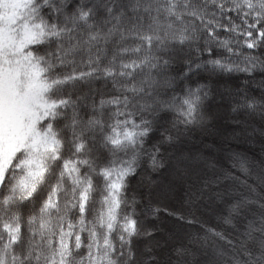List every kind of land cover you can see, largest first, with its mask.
<instances>
[{
  "label": "trees",
  "instance_id": "1",
  "mask_svg": "<svg viewBox=\"0 0 264 264\" xmlns=\"http://www.w3.org/2000/svg\"><path fill=\"white\" fill-rule=\"evenodd\" d=\"M11 14L40 91L0 179V264H163L167 223L191 241L167 264H264V0H0V29ZM220 106L239 121L195 155L200 199L151 196Z\"/></svg>",
  "mask_w": 264,
  "mask_h": 264
},
{
  "label": "rangeland",
  "instance_id": "2",
  "mask_svg": "<svg viewBox=\"0 0 264 264\" xmlns=\"http://www.w3.org/2000/svg\"><path fill=\"white\" fill-rule=\"evenodd\" d=\"M14 14V13H13ZM15 15H7L4 21V25L0 29V179L4 169L11 158L13 152L14 139L19 135L20 128L24 125L26 118L30 117L31 106L36 101L38 92L40 91L39 84L36 83L35 71L30 68L28 63L22 59L19 60L15 56H11L7 52V44L12 46L15 42V34L11 31L13 25V19ZM216 112V123L212 127H208L206 131H199L194 137H186L180 145L176 147L178 151L177 164H174L172 170L166 172L163 176V184L156 190L148 191L152 196H163L166 200L174 202L178 205L180 201V195L184 192H191L190 188L196 189L198 196L193 195L188 201L194 203L196 199H200V191L205 188V180L207 173L211 172L206 162L196 163V154L199 151H205L206 145H210L211 141L221 147L225 148L227 143H234L232 135L230 134V126L233 125V120L228 116V112L224 107H221ZM234 121H239L235 119ZM258 123L264 124V119L257 120ZM215 134L213 131H215ZM251 131V130H250ZM238 134L237 131H234ZM249 133V130L248 132ZM206 139L207 141H205ZM236 142V141H235ZM243 143L244 146L251 143L250 140L240 139L236 142ZM188 152V153H187ZM206 152V151H205ZM226 151L208 152V156L217 160H225L224 155ZM186 156L190 159L186 160ZM180 159H179V158ZM179 163V164H178ZM192 164V165H189ZM194 164V165H193ZM200 182L201 184H198ZM150 190L147 186L146 190ZM205 198V197H204ZM184 202V200L182 201ZM186 202V201H185ZM184 202V203H185ZM204 206H197L196 211L200 215L215 219L216 207L211 208L208 203L203 201ZM207 206V207H206ZM220 208V207H219ZM193 210V208H191ZM212 209V210H211ZM218 220V219H217ZM167 227L169 229H167ZM161 230L162 240L153 243L154 249H160L163 247L165 258H163V264H167L165 259L167 257L168 249L174 242L185 241L191 243L185 236L186 230L177 227L176 225L167 223L166 228L158 227ZM152 244V243H151ZM172 250V249H169Z\"/></svg>",
  "mask_w": 264,
  "mask_h": 264
}]
</instances>
